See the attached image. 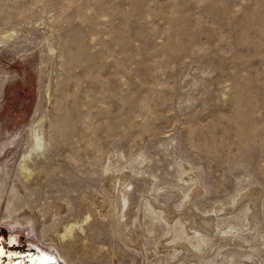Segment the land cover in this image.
Wrapping results in <instances>:
<instances>
[{"label":"rangeland","instance_id":"obj_1","mask_svg":"<svg viewBox=\"0 0 264 264\" xmlns=\"http://www.w3.org/2000/svg\"><path fill=\"white\" fill-rule=\"evenodd\" d=\"M0 186L2 264L51 256L8 200L70 264H170L159 207L225 247L191 264H264V0H0Z\"/></svg>","mask_w":264,"mask_h":264},{"label":"bare ground","instance_id":"obj_2","mask_svg":"<svg viewBox=\"0 0 264 264\" xmlns=\"http://www.w3.org/2000/svg\"><path fill=\"white\" fill-rule=\"evenodd\" d=\"M6 32H8V31H6ZM11 33V32H10ZM7 34V33H6ZM11 35V34H10ZM185 166V165H184ZM191 170V169H190ZM187 171H188V169H187ZM183 172H186V170L184 169L183 170ZM192 172H193V170H192ZM189 175H191V174H189ZM192 176V175H191ZM196 177H194V179H195ZM15 187H16V185L14 186H12L11 187V192H12V196L14 197L15 195L17 196V197H21L22 195H24V193L23 194H18L16 191L17 190H15ZM4 188V187H3ZM3 188L0 186V192L2 191L3 192ZM19 188V187H18ZM18 188H16V189H18ZM23 190V189H22ZM1 192V193H2ZM0 193V194H1ZM20 195V196H19ZM120 195V194H119ZM118 195V197H119V206H120V208H122V206H123V204L125 203V204H127V197H126V194H121L120 196ZM25 196V195H24ZM24 196H22V198L24 197ZM189 195H185V196H183L182 198H181V201H180V205L182 204V203H184L185 201L184 200H186L187 199V197H188ZM1 196H0V201H1ZM150 199H148L147 197H142L141 198V202H140V204L139 205H141V206H144V207H146V209L148 210V211H152V210H154V209H156V208H154L153 207V205H151V202L149 201ZM236 198H234L233 199V203L236 205V206H238L237 205V203L238 202H236ZM249 200V199H248ZM251 200V199H250ZM250 200L249 201H246L245 203L247 204V206L249 207V209L247 210V212H246V216H248V214L250 213V211L251 210H253L254 209V205L256 206L257 205V203L255 202L254 204H253V201H252V203L250 202ZM14 200H8L7 201V205H6V209H5V216L2 218V223H1V225H5L9 230H11V231H13V232H15L16 231V229L17 228H21V227H23V228H26L27 230H29V232H30V234H33L35 237H36V239L39 241V242H41L45 247V249H49L48 251L50 252V254H51V258L54 260V261H57V262H59V263H62V264H70L69 263V261H68V259L66 258V256L62 253V251L60 250V246H59V240H58V236H54V235H52L51 233H50V229H52L51 228V221L52 220H54L56 217V212H52V213H49V212H47L45 209H42V208H38V209H36V213H33V215H31V216H27V215H19L17 212H16V210L17 209H15L14 208V202H13ZM25 203V202H24ZM243 203H244V201H243ZM27 204V203H26ZM28 204H30V203H28ZM239 204V203H238ZM242 204V203H241ZM24 205V204H23ZM30 207H32V206H30ZM22 208V207H21ZM160 208V207H159ZM158 208V212H155L156 213V216H154V218L153 219H155V220H157V221H159V220H161L164 224H165V227H166V231H167V233H168V235L167 236H170V237H167L166 236V244H169V246L170 247H172L173 246V243L175 242L176 243V241H177V239L176 238H171V236L173 235V234H175V223H177V224H180V230H181V232H182V235H183V238L185 239V242H186V247H184V250H185V252H179L178 254H176V255H172V257H174V259L173 260H171V262H170V264H180L182 261H184V260H186V262L185 263H187V262H189L190 261V264H191V260H193L194 258H197V256H200V254H202L200 251V253H197V254H194L192 251H193V249L196 251V250H198V249H200V248H202L201 247V243H205L204 241L206 240V238H207V236L208 235H210L211 233H210V231H206V232H203V231H201V230H199V229H194L191 225H189L188 224V222H186L187 220H184V222L183 221H180L179 220V217L177 218V216H176V219H174V220H172V221H167V219H166V216L164 217V215H163V209L161 210V209H159ZM256 208H257V206H256ZM56 209V208H55ZM122 209H124V207L122 208ZM226 208H222V207H217V209H216V211H218V212H224V211H226V213L228 214V215H232V216H235V209H226ZM49 210H51V209H49ZM165 210V209H164ZM19 211V210H18ZM32 211H33V209H32ZM59 214V213H58ZM251 214V213H250ZM252 215H253V213H252ZM252 215H250V220H252ZM2 216V215H1ZM0 216V217H1ZM58 216V215H57ZM121 215L119 214V218H121L120 217ZM173 216V215H172ZM214 216H215V214H214ZM256 216V215H255ZM134 217V216H133ZM230 217V216H229ZM175 218V217H174ZM235 218H237V217H235ZM255 218V217H254ZM253 218V219H254ZM57 219V218H56ZM246 219H247V217H246ZM249 219V218H248ZM36 220V222L38 223V226L37 227H35V225H34V221ZM138 220H139V218H137V220H135V223H137L138 224ZM170 220V219H169ZM256 220V219H255ZM254 220V221H255ZM253 221V222H254ZM36 223V224H37ZM55 223V222H54ZM134 223V224H135ZM256 223V222H255ZM136 224V225H137ZM213 224V223H212ZM213 226H215V225H213ZM53 228H54V224H53V226H52ZM131 228V227H130ZM197 228V227H196ZM210 228H211V224H210ZM214 228V227H213ZM212 228V229H213ZM117 230H118V233L120 234V236L123 238V240L126 242V243H128L129 241H131V231L129 230V229H126L123 225H121L120 223L119 224H117ZM206 230V229H205ZM207 230H208V228H207ZM210 230V229H209ZM235 231V229L233 228V227H230V228H225L224 229V231L222 232L223 234H225V235H227L226 233H231L232 231ZM148 233H150V232H148ZM213 233V232H212ZM235 233V232H234ZM233 233V234H234ZM66 234H67V232L65 231L64 232V234H63V237H65L66 236ZM213 235H214V233H213ZM231 235V234H230ZM193 236H195L196 238H198V241H200V243L198 244L197 243V245H195V246H191L190 244H192V243H189V239L190 238H192ZM211 236V235H210ZM209 236V237H210ZM224 236V235H223ZM211 237H213V236H211ZM215 237V236H214ZM194 239V238H193ZM216 240H218V239H216ZM211 241V242H209V245H207L208 247L206 248V250L205 249H201V250H204V253L206 254V253H211V251L213 252V251H219V253H220V251H222V250H224V248L225 247H222V248H219V246L218 245H216V242L217 241ZM207 241V240H206ZM190 242H191V240H190ZM164 243V244H165ZM189 243V244H188ZM129 244H130V242H129ZM218 244V243H217ZM203 246L205 245V244H202ZM226 246V245H225ZM243 248H245V247H243ZM247 248V247H246ZM251 251V250H250ZM254 251V250H253ZM54 252H56V254L58 255V257L57 256H55V254H54ZM198 252V251H197ZM218 253V252H217ZM251 254V253H250ZM258 256V255H257ZM260 256H261V254H260ZM262 258H263V256H262Z\"/></svg>","mask_w":264,"mask_h":264},{"label":"flooded vegetation","instance_id":"obj_3","mask_svg":"<svg viewBox=\"0 0 264 264\" xmlns=\"http://www.w3.org/2000/svg\"><path fill=\"white\" fill-rule=\"evenodd\" d=\"M8 246H12V244H9ZM2 257L6 258L5 253L0 249V264H2ZM28 264H36V263H31L29 260H27ZM34 262V261H32ZM35 262H40L41 264H53L51 262H54V260L51 258L50 255L43 256L39 258V260ZM11 262H5V264H9Z\"/></svg>","mask_w":264,"mask_h":264}]
</instances>
